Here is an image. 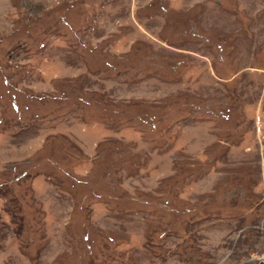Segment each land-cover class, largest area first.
<instances>
[{
  "label": "rangeland",
  "instance_id": "obj_1",
  "mask_svg": "<svg viewBox=\"0 0 264 264\" xmlns=\"http://www.w3.org/2000/svg\"><path fill=\"white\" fill-rule=\"evenodd\" d=\"M264 0H0V264H263Z\"/></svg>",
  "mask_w": 264,
  "mask_h": 264
},
{
  "label": "built area",
  "instance_id": "obj_2",
  "mask_svg": "<svg viewBox=\"0 0 264 264\" xmlns=\"http://www.w3.org/2000/svg\"><path fill=\"white\" fill-rule=\"evenodd\" d=\"M264 262V261H263ZM264 264V263H263Z\"/></svg>",
  "mask_w": 264,
  "mask_h": 264
}]
</instances>
